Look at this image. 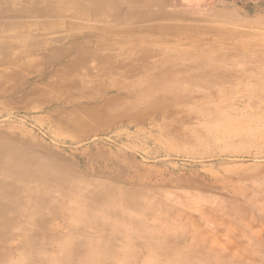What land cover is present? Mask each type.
<instances>
[{
    "label": "rangeland",
    "instance_id": "1",
    "mask_svg": "<svg viewBox=\"0 0 264 264\" xmlns=\"http://www.w3.org/2000/svg\"><path fill=\"white\" fill-rule=\"evenodd\" d=\"M17 1L13 11L39 15L40 28L24 35L32 41L13 33L0 45V148L27 155V171L50 185L56 203L36 220L53 225L44 234L100 242L108 264H264V51L259 64L252 52L232 58L236 44L264 37V0H114L99 17L96 0ZM16 27L3 22L0 42ZM215 63L240 73L185 89L180 105L156 113L131 108L133 90L120 84H141L162 64L177 73ZM61 180L107 184L120 201L85 202L78 218L65 189L58 194ZM18 195L28 212L5 213L33 222L37 213ZM72 222L81 229H66ZM7 244L11 255L20 241Z\"/></svg>",
    "mask_w": 264,
    "mask_h": 264
},
{
    "label": "bare ground",
    "instance_id": "2",
    "mask_svg": "<svg viewBox=\"0 0 264 264\" xmlns=\"http://www.w3.org/2000/svg\"><path fill=\"white\" fill-rule=\"evenodd\" d=\"M96 2L100 3L94 7L95 16L97 17L102 16L103 13L111 12L114 6V0H96L95 4ZM14 39L15 38L10 37V35H6L1 40L0 45L11 44ZM234 47L232 58L238 60L241 59L246 52H252L253 56L249 57V60H253V62L259 64L261 61L258 51H264V37L258 34L254 36L253 39H246L242 43L236 44ZM104 58L112 59L107 57ZM107 63L109 65L107 66V70L111 71L115 77L122 78L121 80L130 79L131 76H127L125 74L126 72L122 74L121 71H118L122 63L116 62V64H113L108 61ZM170 65L162 64L161 67L152 68L149 74L150 78L147 77L144 81H140L139 83L141 84L133 85V79L127 84L120 82L123 87L132 88L133 90L132 93L136 100L134 103L136 104H131V108L139 110L144 109L150 112L155 111V113L168 110L171 108L170 104L172 102L175 103V106L180 105L176 102L180 99L181 92L185 89L188 90L189 93L197 92L215 86L220 79L228 75H238L240 73V70L237 68L229 71L225 63L223 65L216 64L210 66L194 64L193 66L186 65V67H181V65H177V73H174ZM235 65L236 64L230 66L232 67ZM131 67L137 70L139 65H128L126 68L127 72ZM135 74H133L134 76L132 75L133 78H135ZM156 75H158V77H156ZM155 78L158 79L152 81ZM189 80H191V82H189ZM260 90V93L264 96L263 85ZM193 103V105H198L196 102ZM102 111L103 110H101V112ZM91 113L95 115V112ZM98 113H96L95 116H99ZM26 162H29L31 165V159L27 155L21 154L18 158H15L11 156L8 151L0 148V264H108L112 259L111 252L108 247H102L101 244H99L100 242L94 243L93 241L90 242L86 240V238L79 237L62 238L63 234L58 235L60 238L56 237L53 239V237L44 234V230H49L53 225L49 222L48 224H39L36 220L38 219V215L47 214L46 212L49 210V206L46 204H54L56 201L54 194L51 195L53 191L50 189V185L47 186L48 183H45L41 178V171H36L35 169L31 172L27 171L28 166L23 164ZM53 183H58V181H53ZM59 183L60 184L56 185L60 187L57 189L59 192L58 194L63 193V189H65L64 193L68 194L67 199L69 198L70 202L72 201L77 206L74 209V216L76 214L78 218L82 216L80 207L85 202L95 206L103 202L106 204H114V202L116 203L117 201L118 203V201H120L118 197H116L119 193H116L114 188L104 183L89 184L85 182H73L74 184H72V186H68L65 180H61ZM19 193L27 195L28 199L26 201L31 204V209L37 213L33 222L18 224L5 213V210L8 208L14 212L15 216H24L28 212L19 204L18 199L13 198L14 196H19ZM121 203L123 209L125 203ZM95 210H98V207H96ZM1 212H4V214ZM56 212L59 211L57 210ZM90 222L91 221L85 222L84 224L90 225ZM79 225L82 224L72 222L67 223L65 226L68 230H74L80 228L81 226L79 227ZM87 229L90 228L87 227ZM13 238L18 239L20 245L16 247L10 255L7 251V243ZM53 245L56 249L51 252L50 249L53 248ZM124 247H127V244H125ZM1 248H4V250ZM261 259L259 258L256 264H263ZM191 260L193 259L191 258ZM224 261L225 258H219L216 263L212 264H223ZM170 264L186 263H184V260L181 258H177L175 262Z\"/></svg>",
    "mask_w": 264,
    "mask_h": 264
},
{
    "label": "crops",
    "instance_id": "3",
    "mask_svg": "<svg viewBox=\"0 0 264 264\" xmlns=\"http://www.w3.org/2000/svg\"><path fill=\"white\" fill-rule=\"evenodd\" d=\"M0 3H4V5L0 6V10H6L7 8L11 10V11L6 12L3 15H0V27L3 22L13 23L17 27L14 30L6 29L5 33L10 34L12 38H15L13 34L15 33L18 36V40L22 41L21 44H24L25 41L26 42L30 41L31 39H25L24 35L33 34V33L37 34V31H39L40 26H39V23H37L38 21L37 20L34 21V19H38L39 15H18L16 14L13 10H16L21 5L19 4L17 0H0ZM52 16H55V15H52ZM24 18H29L32 20L25 21ZM57 22L59 21L51 22L50 24L52 25V27H49V28L54 29L55 28L54 24Z\"/></svg>",
    "mask_w": 264,
    "mask_h": 264
}]
</instances>
